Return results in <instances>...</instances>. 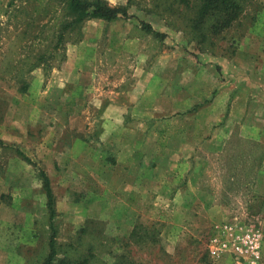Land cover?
<instances>
[{
	"label": "rangeland",
	"instance_id": "obj_1",
	"mask_svg": "<svg viewBox=\"0 0 264 264\" xmlns=\"http://www.w3.org/2000/svg\"><path fill=\"white\" fill-rule=\"evenodd\" d=\"M103 1L128 19L56 43L53 0H0V264L48 254L39 171L54 260L234 264L206 244L236 218L264 264V0L215 35L197 0Z\"/></svg>",
	"mask_w": 264,
	"mask_h": 264
},
{
	"label": "trees",
	"instance_id": "obj_2",
	"mask_svg": "<svg viewBox=\"0 0 264 264\" xmlns=\"http://www.w3.org/2000/svg\"><path fill=\"white\" fill-rule=\"evenodd\" d=\"M55 6L59 8L60 18L55 28L56 43L63 40L66 33L76 32L79 26L87 20H100L106 23L117 19H128L126 10L123 7H110L103 0H53ZM183 8L190 9L188 0H177ZM194 16L190 19L192 31H199L201 24L209 19L211 24L209 31L215 35L222 29L227 28L239 15V7L234 0H197L194 7ZM208 23V22H206ZM209 24V23H208ZM145 33H150L149 26L144 25ZM203 36V34H200ZM24 90V88H22ZM23 161L28 162L27 158L18 153ZM41 181V189L45 197V208L48 220L49 236L47 241L48 254L41 264H87L88 259H80L75 263L60 259L54 260V229L52 227V218L54 216L53 198L49 187L48 179L42 172H38ZM54 263V262H53Z\"/></svg>",
	"mask_w": 264,
	"mask_h": 264
},
{
	"label": "built area",
	"instance_id": "obj_3",
	"mask_svg": "<svg viewBox=\"0 0 264 264\" xmlns=\"http://www.w3.org/2000/svg\"><path fill=\"white\" fill-rule=\"evenodd\" d=\"M206 244L210 259L230 257L234 264H260L262 233L233 218L212 230Z\"/></svg>",
	"mask_w": 264,
	"mask_h": 264
}]
</instances>
